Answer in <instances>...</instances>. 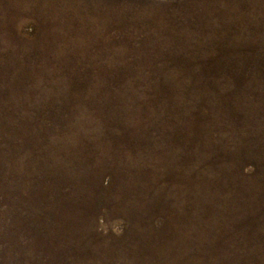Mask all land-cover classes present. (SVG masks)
<instances>
[{
  "label": "rangeland",
  "instance_id": "374dc122",
  "mask_svg": "<svg viewBox=\"0 0 264 264\" xmlns=\"http://www.w3.org/2000/svg\"><path fill=\"white\" fill-rule=\"evenodd\" d=\"M0 264H264V0H0Z\"/></svg>",
  "mask_w": 264,
  "mask_h": 264
}]
</instances>
